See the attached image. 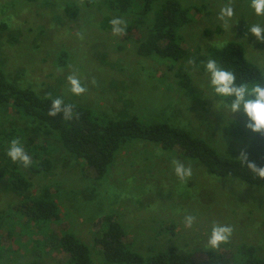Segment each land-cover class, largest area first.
<instances>
[{"label":"rangeland","instance_id":"374dc122","mask_svg":"<svg viewBox=\"0 0 264 264\" xmlns=\"http://www.w3.org/2000/svg\"><path fill=\"white\" fill-rule=\"evenodd\" d=\"M180 1L191 8L194 20L180 32L187 55L169 66L139 55L136 42L114 35L111 20L120 17L128 23L131 16L107 8L101 0H0V22L7 25L0 32V66L13 83L41 95L63 96L66 102L111 118L137 115L146 121L177 123L207 138L222 154L237 156L255 132L245 126L243 113L229 117L214 109L220 100L207 87L208 77L199 65L213 58L212 47L237 40L248 59L264 71V42L253 34L244 39V18L252 21L255 17L249 15L248 0ZM229 4L236 9L237 22L225 28L217 13ZM62 51L67 53L66 65L57 60ZM182 67L191 78L188 87L177 83L175 72ZM73 73L87 85L81 96L68 91L67 76ZM224 122L231 125L224 126ZM10 128L21 131L33 161L34 146H53L51 171L35 174L30 166L7 159V144L13 137L4 131ZM172 157L193 168L182 190L171 171ZM0 167L22 172L35 191L45 185L53 187L75 234L90 246L93 264H111L92 234L95 219L107 213L115 214L127 242L143 255L173 244L187 251L210 249L207 233L211 221L217 220L235 228L231 240L218 250L236 256L243 244L254 245L264 257V187L215 176L200 162L177 152L136 141L122 149L109 172L98 179L91 170L83 173L82 161L62 147L52 130L0 106ZM23 198L7 180H0L2 244L7 240V223L14 219L10 216ZM176 208L198 212L197 224L185 229ZM24 252L7 254L0 264H27L29 255ZM65 260L63 253L54 251L46 256L45 264Z\"/></svg>","mask_w":264,"mask_h":264},{"label":"trees","instance_id":"16d2710c","mask_svg":"<svg viewBox=\"0 0 264 264\" xmlns=\"http://www.w3.org/2000/svg\"><path fill=\"white\" fill-rule=\"evenodd\" d=\"M101 1L109 9L131 16L123 38L136 42L139 55L169 66H175L187 55L180 32L194 20V16L191 8L180 0ZM6 28L7 25L0 22V32ZM210 53L222 67L234 71L238 80L258 77L262 72L248 59L243 44L237 40L228 41L222 47H212ZM57 60L60 65H66L67 53L62 51ZM175 76L180 86H190V75L183 67L176 70ZM51 97L54 96L41 95L29 87L13 83L0 66V106L22 119L37 121L52 130L62 147L82 161L85 175L91 170L96 178H103L119 152L137 141L196 160L215 176L237 178L264 187V180L252 178L247 169L241 167L237 158L240 154H222L207 138L183 125L146 121L137 115L111 118L73 103L75 114L71 119H63L62 113L51 117L48 113ZM20 133L17 128L4 131L9 138L20 136ZM52 148L49 145L33 147L36 156L30 166L33 173L52 170ZM242 149L247 151L251 161L264 166V135L254 133ZM0 180H7L12 190L24 196L10 216L14 219L9 225L7 223L6 244L0 242V260L7 254L18 256L23 249L29 255L27 264H45L46 256L54 251L63 253L66 258L60 264H93L90 246L75 234L52 186L45 185L35 191L33 182L15 168L0 167ZM93 226L94 242L111 264H264V257L258 255L257 248L246 244L238 249L236 256L223 250L187 251L174 244L143 255L127 242L126 231L115 214L101 215Z\"/></svg>","mask_w":264,"mask_h":264},{"label":"clouds","instance_id":"9594fccd","mask_svg":"<svg viewBox=\"0 0 264 264\" xmlns=\"http://www.w3.org/2000/svg\"><path fill=\"white\" fill-rule=\"evenodd\" d=\"M247 8L249 15L255 17L254 20L247 21V31L244 39L247 40L249 34H253L257 40L264 42V0H248ZM236 9L232 5L222 6L217 13L218 20L222 21L225 28L236 24ZM112 32L116 36H122L127 30V22L120 17L111 20ZM223 45H217L222 47ZM191 63V61H190ZM202 71L207 75V87L215 97L219 98L213 105L216 111L227 113L232 117L235 113H243L246 118V127L252 132L264 135V71L258 77L238 80L236 73L228 68L222 67L213 58L201 61ZM68 91L74 96H81L87 91V85L76 74L67 76ZM51 108L49 115L55 116L63 114V119H71L75 114V106L66 102L63 96L51 97ZM231 125L225 123L224 126ZM6 157L13 163H18L24 168L33 164L32 156L26 150L23 136L12 138L7 144ZM238 158L241 167L247 169L249 175L257 180H264V166H258L249 159L246 150L242 149ZM171 171L178 181L177 187L182 190L193 176V168L190 163L181 159L170 158ZM177 214H182V223L185 229H192L198 222V212L176 208ZM235 228L231 223H223L212 220L207 233L206 247L218 250L223 244L228 243Z\"/></svg>","mask_w":264,"mask_h":264}]
</instances>
